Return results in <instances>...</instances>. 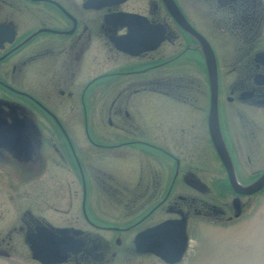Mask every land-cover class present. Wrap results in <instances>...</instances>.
<instances>
[{
	"label": "flooded vegetation",
	"instance_id": "af4514ba",
	"mask_svg": "<svg viewBox=\"0 0 264 264\" xmlns=\"http://www.w3.org/2000/svg\"><path fill=\"white\" fill-rule=\"evenodd\" d=\"M213 69L234 184L208 128ZM0 114V264H43L37 228L73 243L54 264H170L134 236L264 215V184L238 192L264 174V0H0ZM128 144L129 171L90 149ZM105 202L131 222L107 223Z\"/></svg>",
	"mask_w": 264,
	"mask_h": 264
},
{
	"label": "rangeland",
	"instance_id": "374dc122",
	"mask_svg": "<svg viewBox=\"0 0 264 264\" xmlns=\"http://www.w3.org/2000/svg\"><path fill=\"white\" fill-rule=\"evenodd\" d=\"M93 101L100 103H106L111 100L113 96L103 97L102 100L98 99V96L93 93ZM100 97V96H99ZM202 102V98L199 97ZM156 105L165 104L163 107H156L157 109H164L166 107H173L174 101L169 99H162L161 96H155L153 102ZM106 107H91L92 118L100 119L101 114L98 110L105 109ZM153 108V107H150ZM1 118H5L4 114H0ZM33 116L29 113V119ZM162 119H166L165 112L162 114ZM79 132V129H78ZM78 139V138H77ZM137 145L128 144L122 146L121 149L115 151L113 149H106L111 151H102L101 148L92 145L90 149L93 152L98 153V157L112 156L113 151L117 152L116 156L109 158H102V163H107L109 166L114 160L116 162L112 164V167L123 168L126 171L134 166V160L119 153L120 151H132ZM123 170V172H125ZM100 205L97 203L96 210L101 211L107 215V223H114L118 225L129 224L128 218L122 217V206L108 205V202ZM94 209V208H93ZM93 212V211H92ZM95 212H93L94 214ZM254 219V218H253ZM252 220V219H250ZM257 222H250L243 220L234 226H221L204 224L198 231H195L191 236L189 250L185 253V256L179 264H264V215L260 219H256ZM247 222V223H245ZM128 230H130L128 228ZM131 231H134L133 229ZM147 262L151 263V259L147 258ZM157 262V261H155Z\"/></svg>",
	"mask_w": 264,
	"mask_h": 264
},
{
	"label": "water",
	"instance_id": "95a60500",
	"mask_svg": "<svg viewBox=\"0 0 264 264\" xmlns=\"http://www.w3.org/2000/svg\"><path fill=\"white\" fill-rule=\"evenodd\" d=\"M208 65L210 67L209 61ZM210 73V103L207 117L208 128L218 157L234 184L229 157L221 141L218 129L215 70L213 69ZM8 129L10 130L9 126L0 123V133L14 135L12 130L7 132ZM263 184L264 174L250 186L239 188L238 192L242 194L253 193ZM57 232L60 236H56L51 230L46 228H37L35 233L28 235L27 240L34 259L43 264H54L61 262L65 258L67 251L71 250L68 245L70 244L68 241L71 240H68L64 231L58 230ZM133 243L138 252L152 253L167 263L175 264L182 259L188 247L185 224L183 220H166L160 222L138 232L134 236ZM76 247H79V245Z\"/></svg>",
	"mask_w": 264,
	"mask_h": 264
},
{
	"label": "bare ground",
	"instance_id": "6f19581e",
	"mask_svg": "<svg viewBox=\"0 0 264 264\" xmlns=\"http://www.w3.org/2000/svg\"><path fill=\"white\" fill-rule=\"evenodd\" d=\"M189 247L190 246H188L187 248H186V250H185V252H184V254H183V256L185 255V253L189 250Z\"/></svg>",
	"mask_w": 264,
	"mask_h": 264
}]
</instances>
